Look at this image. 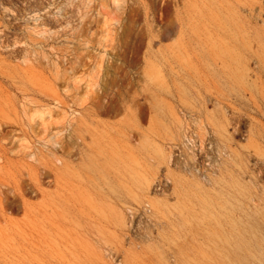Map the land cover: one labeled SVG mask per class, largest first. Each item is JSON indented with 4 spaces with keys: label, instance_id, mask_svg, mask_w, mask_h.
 Here are the masks:
<instances>
[{
    "label": "rangeland",
    "instance_id": "374dc122",
    "mask_svg": "<svg viewBox=\"0 0 264 264\" xmlns=\"http://www.w3.org/2000/svg\"><path fill=\"white\" fill-rule=\"evenodd\" d=\"M163 3L0 0V264H264V106L173 96ZM53 155L63 201L33 223L4 183Z\"/></svg>",
    "mask_w": 264,
    "mask_h": 264
},
{
    "label": "bare ground",
    "instance_id": "6f19581e",
    "mask_svg": "<svg viewBox=\"0 0 264 264\" xmlns=\"http://www.w3.org/2000/svg\"><path fill=\"white\" fill-rule=\"evenodd\" d=\"M160 11L162 16H172V25L179 32L167 57L173 96L183 97L185 91L181 88L195 82L198 94L204 99L207 94L221 102L250 98L262 109L264 58L259 52L264 47V5L261 0H164ZM52 14L50 11L45 15L43 22ZM259 21L263 22L262 26H258ZM201 89H205L204 93ZM101 105V101L96 103L98 107ZM141 112L144 116L148 114L144 105ZM35 159L38 166L28 163L27 167L16 168L15 182L8 181L4 185L9 190L12 185L15 195L23 198L29 212L37 211L35 216L38 217L32 219L33 223H45L52 220L49 212L52 216L57 214L63 196L58 191H46L44 181L54 173L58 182V163L64 164V161L54 155ZM24 171L30 176L31 193L43 197L39 205L24 199V194L28 193L22 186ZM150 180L145 177L146 184L149 185ZM139 185L137 181L135 188L139 189ZM137 196L135 194L136 199Z\"/></svg>",
    "mask_w": 264,
    "mask_h": 264
},
{
    "label": "built area",
    "instance_id": "2783aa9c",
    "mask_svg": "<svg viewBox=\"0 0 264 264\" xmlns=\"http://www.w3.org/2000/svg\"><path fill=\"white\" fill-rule=\"evenodd\" d=\"M161 186H158L157 189H161ZM128 214L130 231L135 232L136 229L139 228L140 224L150 217L152 210L148 204H145L143 206L130 209Z\"/></svg>",
    "mask_w": 264,
    "mask_h": 264
}]
</instances>
